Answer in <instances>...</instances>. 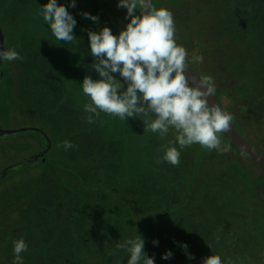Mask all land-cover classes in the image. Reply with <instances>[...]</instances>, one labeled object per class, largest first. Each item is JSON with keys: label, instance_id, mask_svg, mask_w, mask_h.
<instances>
[{"label": "trees", "instance_id": "obj_1", "mask_svg": "<svg viewBox=\"0 0 264 264\" xmlns=\"http://www.w3.org/2000/svg\"><path fill=\"white\" fill-rule=\"evenodd\" d=\"M7 1H9V6L7 8L10 11V14H8L9 16L7 17V10L0 8V15L5 13L3 16L5 19L3 25L0 26V30L2 29L6 39L10 40L13 36V33L16 31V28L19 27V23L21 24V22H18V15L15 12L16 7L15 4H13L14 0ZM117 2L118 0H76L77 30H75L74 34L78 33V38L76 37L77 39L66 45L62 41L57 42L54 39H51L50 44L56 45L58 49L62 50L61 54L58 56L63 57L70 55V57H72L70 58L69 64L73 71H76L77 73L71 72L63 75L61 73L55 72L56 61L54 59H56L57 54L53 55L55 50L46 48L45 43H43V38L46 36H39V34L43 32H47V34H49L48 32H50V30L40 15V12H36L34 6H28V11L26 12V15H24V17H26V25L24 24V27H26V49H24V45L22 46L20 43H16L14 46H9L14 47L21 57L23 56L26 58V74L35 75L36 77L48 75L49 78H53L56 75H59L60 77L68 76V79L66 80H55L61 85V87L58 89L62 95V99L61 103L54 107L47 108L54 112L53 116L48 114L47 116H51V118H54L56 121L55 130L56 133H58L57 138L61 137V139L63 138L64 141H71L73 147L77 146V142L87 143L90 145V147H92L89 150V153L84 156H80L78 154V150L74 149L73 147L67 151L60 147L58 150L49 153L45 157V163H43L42 158L38 162L26 164L27 170L42 167V169L46 171L48 175L53 174V189L57 191V194L62 196L64 204L68 207L69 213L75 212L69 219L70 225L65 227L59 234L61 236L58 238V240L63 239V245L65 246L60 248L59 244L57 245V242L55 243V241H50L48 249L44 247L38 249V241L34 238V236L39 226L36 225L30 227L27 225V223L28 220H30V217H32L34 223L38 224L41 221V219H39L41 214H36V206L34 207L31 205L30 211L29 206H27L26 226H24L25 232L23 230H16V232H13V237L15 238L24 237L23 239L25 240V234L29 237L28 241L25 240V242L28 244V251L26 252V256H24V261L26 264H45L43 262L37 263L34 261V258H41L43 256L54 257L55 255L60 258V264H66V262L69 264H77L78 257L76 258V254L78 255V253H80V249L78 248L74 250L72 247H70V240L73 242L76 238L79 240V242H83L82 244L84 247L93 249L91 253L93 257L97 256L99 258L98 259L96 257L99 264H113L110 260H107V255L105 252H102L104 246L102 240L103 236L110 232H115L116 235H119L125 239L134 237L137 235V233L140 234L145 240L144 251L149 257H153V250L155 246L153 245L152 241L162 240V242H166L168 247L171 248V245L169 246V244H174V242L168 241H173L172 239L176 238L174 229L177 227H182L178 236L182 237V243H186L189 250V244L192 240L190 230L191 210L197 205L198 208H200L199 211L201 212V205H203L205 201L204 195L208 193L214 196L213 204L215 209L218 211L216 212L217 215L220 213L215 217L213 223L209 221L210 226L214 225L215 233L219 231V226L222 227L224 234L216 233L222 238L220 241L226 242L229 240L228 235L230 228H237L239 233L242 232L241 234L244 235L242 240H244V242L246 241L247 243H249V237L252 233L256 232L258 234V232H261V238L262 234L264 233V217L258 216V213L261 211V209L259 210L258 206L256 205L253 206L251 202H246L247 198H256V190L260 184L259 177L253 176L252 171L249 168L245 169L240 161L224 160V164L220 165L214 172L216 175H208V178H202L200 173H202V171H204V169L207 167L208 155L212 150L210 151L207 148L201 147L199 145L198 148H191L192 161H180L179 165L175 167L164 162L163 160H160L156 165L158 169H156L155 163L153 162L152 164L150 160H147L145 170L148 173V181L143 182L146 191L144 190V187L139 186H137L135 189L134 185L130 183L132 179L130 175L132 172H128L131 167L135 166V164L131 165L129 163L134 159L129 161V155H123L124 148L126 147H124L123 142L127 141L128 139L126 133L127 127H113L108 114L103 112L100 113L98 118H96L94 127L92 124L87 123V121L77 124L75 126L76 129L72 127L69 130L60 124L61 120L60 114L58 116V111L61 104L66 102H74L76 103V106H78V110L83 111V104L88 101V97L83 94L80 84L82 83L84 73L87 71V69L91 68L92 64L90 63V60H88L90 58V50L88 49L87 44H85L88 40L86 30L99 31L103 27L107 26L112 30L114 35H118L121 31L118 22L122 17V8L121 10L120 8H117ZM11 7L13 8V12H11ZM151 7V9H153V3ZM83 12L97 16L98 22L94 24L92 21L84 19L81 15ZM17 35L21 36L23 34L18 33ZM47 38L49 37L47 36ZM23 51H26V55L23 54ZM37 54H39L38 56L40 57L49 55V58L51 59L49 60L50 62L47 63L46 60L38 61L40 59L39 57L38 60L36 57H32ZM23 57L21 60H19L22 65L24 64ZM41 70H44V72ZM76 78L79 79L78 82L75 81ZM3 80L5 79L3 78ZM12 80H14V78L11 77H9L8 80H5L6 86L9 85V82ZM32 80H34V78H32ZM55 81L51 83H55ZM17 89L20 94L21 104L22 101H24L26 104L27 97L28 100L32 101L31 104L33 106L34 102H36L35 94L27 92L20 85H18ZM213 91L216 94L215 90ZM7 99H9V96H7ZM218 99L221 102L219 97ZM54 101H47L48 105H51ZM24 111L23 114L26 113V108ZM1 112L0 119L10 120L11 111H7L8 116L6 115V118L1 117ZM31 114L36 115L38 119L40 116H42L41 114L37 113ZM232 123L234 125L233 121ZM90 126L93 128H90ZM89 129L93 130V134H90L92 136L91 139L88 138ZM32 135H34L35 138L26 139V141L30 142L29 144L35 143L37 138L40 137V135L37 133H32ZM218 136L221 140V145H228L234 149L236 156H242L254 166H256L252 161L241 154L228 141L222 132L219 133ZM13 137L18 136L14 135ZM74 137L76 141L72 140ZM14 139L17 140L16 138ZM249 142L253 143L251 141ZM60 143L62 142H59V144ZM161 143L162 142H160V144ZM28 145H26V148H20L17 147V144L11 142L9 147L14 152L20 153H26V150L28 153H32L38 147L36 144L30 145V147ZM130 146L131 145L129 144L128 148L126 149V154L129 152ZM166 147L167 146L160 145L159 152H164ZM261 149L263 150V146ZM146 151L149 152L150 147H148ZM60 154H62V156H60ZM204 162V166H206L202 170V168L200 169L199 166ZM88 165L90 167H88ZM123 166L126 167V171L122 170ZM70 177H72L74 180L69 181ZM261 180H264V178L262 177ZM46 181H51V178L47 177ZM111 182H113L112 185ZM102 183L110 184V188L117 189L122 195V198L120 201L115 202L116 206H113L114 209L117 210L116 212L107 211V209H98L96 212L98 215L95 216L94 222L91 220L95 226L94 230H92L91 226H89V223H87L90 222V218L87 213V207H83V203L79 202L78 195L82 194L84 189L88 190V188H95L101 186ZM250 183L252 185H250ZM108 191L114 190L110 189ZM246 195L248 196L247 198ZM20 199L24 202V205H26L29 200L28 196L26 198L25 196H22ZM152 206L159 208V231L157 234L151 229L154 228L152 225L154 221L151 222L148 215ZM39 209L41 213V210L43 209L40 206ZM235 209L238 212L234 211ZM85 210L86 213H84ZM239 211L246 212L248 219H245L244 214H241ZM27 215H30V217ZM207 223L208 220L199 219V225H208ZM73 224L76 226L74 233L72 232ZM249 226H251L250 228L252 231L248 230ZM14 229L17 228L14 227ZM202 232L206 233L207 228L199 230V237L205 235L202 234ZM90 235L94 236L93 239H91L90 242L84 241L86 240V236ZM171 237L172 239H170ZM68 238H70V240H67ZM159 238L161 239L159 240ZM262 240L264 242V238ZM250 243V249L254 250L253 245L255 244L253 240ZM256 251L259 253L260 251H263L260 245L256 247ZM249 253L250 255L247 253L246 254L248 256L255 255H251L252 252ZM246 254L243 256L248 257ZM225 255L231 257L233 256L232 253L230 255L225 253ZM260 257L264 258L263 254H261ZM127 258L128 257L126 254V259Z\"/></svg>", "mask_w": 264, "mask_h": 264}, {"label": "rangeland", "instance_id": "obj_2", "mask_svg": "<svg viewBox=\"0 0 264 264\" xmlns=\"http://www.w3.org/2000/svg\"><path fill=\"white\" fill-rule=\"evenodd\" d=\"M8 2L9 1L7 0H0V8L7 10V17L9 16L8 14H10V11L7 8L9 6ZM47 2L48 0H14L13 4H15L16 7L15 12L18 15V22H21V24L19 23V27L16 28V31L13 33L10 40L6 39L1 29L0 50L1 45L5 50H7L10 48V45L14 46L16 43H20L22 46L24 45L23 48L26 49V27H24V24L26 25V17H24V15H26V12L28 11V6H34L36 12H39L40 6H43ZM69 2L70 0H58V5L63 4L76 20V7L68 8L67 5ZM152 3L154 5L153 8H167L173 13L176 29L175 39L176 42L179 45H182L188 52L186 62L204 79L208 77L211 78V83H209V85L215 90L217 96L220 98L225 111L231 113L233 116L232 121L234 122V126L237 131L246 140L253 142L257 146H262L258 144L259 142L257 140L264 136V0H152L151 5ZM140 10L141 6H137L135 9L138 15L140 14ZM11 12H13L12 7ZM121 14L122 17L118 22L120 30H122L129 22L128 20H125L126 9L122 8ZM4 15L5 13L0 15V26L3 25L5 19L3 17ZM76 26L74 28V33L75 30H77ZM18 33H22L23 35L18 36ZM48 33L49 34H47V32H43L40 33L39 36H46L43 38V43H45L46 48L55 50L53 55L57 54L56 59H54L56 61L55 72L63 75L71 72L77 73L76 71H73L69 64L70 58L72 57H70V55L63 57L58 56L61 54L62 50L58 49L56 45L50 44L51 39H54L57 42L61 41L56 40L51 31ZM74 35L78 38V33ZM47 36L49 38H47ZM2 40L4 41L3 44ZM66 44L68 43H65V45ZM23 54L26 55V51H23ZM38 55L39 54L32 57H36L37 60L39 57L40 59L38 61L46 60L47 63L51 60L49 55H46L45 57H40ZM193 56H201L203 59L201 62H196L193 60ZM23 59V65L19 61H5L0 64V111H2V118H6L8 116L6 111L8 110L7 103L5 102L8 101L6 97L9 96L8 94L11 92V89L14 87L17 89L18 85H20L24 90H26L27 85H33L31 76H26V58L23 57ZM41 71L44 72V70ZM9 77L14 78V80L10 81L9 85L6 86L5 80H8ZM3 78L5 80H3ZM26 79H28L27 82ZM55 79L56 81L61 79L66 80L68 79V76H59L58 79ZM78 80V78L75 79L76 82H78ZM50 81H55L54 77L50 78ZM56 81L52 84L57 85L58 88H60L61 85ZM40 113L43 114L41 111ZM45 114L53 116L54 112L46 109ZM26 116L27 115L25 113L11 115L10 120L0 119V130H13L19 132L18 134H14L18 137H13L14 135L5 136L0 133V152L3 155H1V159L3 158V160L0 161V171L10 168L13 164H15L14 161L19 162L35 156V151L28 153L26 150V153H20L14 152L9 147V144L14 142L17 144V147L26 148V145L30 143L26 141V139L35 138L32 133L26 132V129H34V126L44 125V120H39L36 115L28 114V119ZM45 118L47 120L45 126L48 134L47 137L49 138V141L53 142L58 137V133H56L55 130L56 121L54 118H51V116H45ZM60 119H62V115H60ZM75 125V123H73V125L68 124L65 128L69 130L70 128L75 127ZM88 132V138L91 139L92 136L90 134H93V130L89 129ZM146 138V135H142L140 141H137L136 143L132 142L128 152L129 161L134 159L129 163L131 165L135 164L134 167H131L128 170V172H132L130 175L132 178L130 183L134 185L135 189L137 186L144 187L143 182L148 181V173L145 170L147 162L145 151L148 147L143 146ZM72 140H75V137ZM38 141L39 139L37 138L35 143H31L28 146L30 147V145L36 144ZM221 146L222 149L227 150H212L210 152L208 155L207 167L201 173L202 178H208V175H216L214 172L220 165L224 164V160H238L245 169L249 168L252 171L253 176L263 177L257 166H254L242 156H236L234 149L226 144ZM37 148H39V146ZM73 148L78 150V154L80 156H84L89 153V150L92 147H90L87 143L77 142V146ZM46 150L49 151V148ZM28 154H30V156ZM28 172L29 170H27L26 165H24L13 169L6 176V180L14 175L24 178L21 181L16 180V178L14 182L11 181L13 186L10 188L13 190L12 192L14 193L15 201L19 203L22 196H25V198L28 196L31 200L30 204L34 207L36 206V214L43 215L44 213H47L52 216V214H54L52 211L43 209V212L40 213L38 198L41 195V191L39 190L40 183L36 180V178L39 177L38 170L34 169L30 171L29 174H26ZM42 180V184L50 183L52 185L53 183L46 182L45 179ZM112 183L113 182H111V185ZM111 185L102 183L101 186L88 188V190L84 189L82 194L78 195L79 202L83 203V207H87V213L90 218L89 221L94 220L98 209H107V211L111 212L117 211L113 206H116V201L121 200L122 195L117 189L110 188ZM250 185L252 184L250 183ZM110 189L114 191H108ZM144 190L146 191L145 187ZM204 198L205 201L204 204L201 205V212L199 211L200 208L196 205L195 208L191 210L190 215L192 240L190 241V249L188 252L193 254L195 259L188 260L185 252L180 247L182 244V237H179L178 234L181 232L182 227H177L174 229L176 231H174L176 238L172 239L171 237L170 239L173 241H168L174 242V244H169V246L171 245V248L168 247L166 242H162V240H160L161 238H159V244L158 246H155L153 250L155 264H200L204 258L210 256L211 254L220 255L225 264H227L228 261H232L233 264H264V258L260 257L261 254L264 255V242L262 240L264 238V233L262 234V238L260 236L261 232H258V234L256 232L252 233L249 237V243H247L242 240L244 238V235L241 234L242 232L239 233L237 228H230L228 235L229 240L226 242L220 241L222 238L216 233L224 234L222 227L219 226V231L215 233L214 225H209V221L213 223L215 217L220 214L219 213L217 215L216 213L218 211L215 209L213 204L214 196L208 193L204 195ZM13 203L14 206L17 205L15 202ZM20 206L22 207L23 204H20ZM2 210L3 205H0V213H2ZM234 211H236V209ZM239 212L244 214L245 219H248L246 212ZM84 213H86V210ZM199 219L208 220V225H199ZM89 225H91V222H89ZM72 226V232L74 233L76 226L75 224ZM250 227L251 226H249L248 230L252 231ZM57 228V224L52 227L45 228V239H50V241L53 239V241H56L61 236L53 235L55 232H58ZM94 228L95 226L92 224L91 229L94 230ZM206 228L207 232H202V234L205 235L199 237V230ZM2 233L3 232L0 229V236H2ZM3 237L4 239H7L9 236ZM28 240L29 237L26 236V241ZM252 240L255 244L253 245L254 250L249 247ZM82 243L83 242H79L77 238L74 239L72 242V249L75 250L79 248L80 251H82V249L86 248ZM49 245L50 243H48V246ZM259 245L263 250L260 251V253L256 251V247ZM37 248L39 249V246H37ZM168 249L173 253L172 258L167 261L162 260L161 255ZM102 252L107 254V246H103ZM249 252H252L251 255H255L248 256L250 255ZM225 253H228L229 255L232 253L233 256H226ZM22 254L23 253H21V255ZM245 254L248 257L243 256ZM0 257L4 258L5 254L0 255ZM66 264L69 263L66 262Z\"/></svg>", "mask_w": 264, "mask_h": 264}, {"label": "clouds", "instance_id": "obj_3", "mask_svg": "<svg viewBox=\"0 0 264 264\" xmlns=\"http://www.w3.org/2000/svg\"><path fill=\"white\" fill-rule=\"evenodd\" d=\"M142 4L143 0H118L117 8L126 9L125 20L129 21L118 35L107 26L87 32L89 54L93 58L91 69L98 77L85 76L80 83L83 94L88 97L83 104V111L88 114L87 123H95L103 112L122 121L139 119L145 131L162 140L172 131L174 141H169L162 159L173 167L180 163L181 150L194 144L210 151H226L218 134L228 129L233 116L209 105L206 94L190 86L185 75L188 52L176 42L173 13L167 8H153L138 15L135 9ZM76 6V0H70L67 5L68 8ZM39 12L56 40L70 43L77 39L74 35L77 21L63 4L58 5V0H48L40 6ZM81 15L94 24L98 22V17L90 13ZM21 59L14 47L0 50V64ZM202 59L193 56L196 62ZM209 83L210 77L205 79V84ZM57 147L67 151L73 144L65 140ZM152 243L158 246L159 241ZM12 244V264H25L21 253L28 251V244L23 238ZM144 247L145 240L137 233L117 242L115 251L110 254L118 257V264L121 252L127 254V264H155V257H149ZM180 247L188 260L195 259L186 243ZM172 255V251L166 250L161 259L170 260ZM200 264L225 262L220 255L211 254Z\"/></svg>", "mask_w": 264, "mask_h": 264}, {"label": "crops", "instance_id": "obj_4", "mask_svg": "<svg viewBox=\"0 0 264 264\" xmlns=\"http://www.w3.org/2000/svg\"><path fill=\"white\" fill-rule=\"evenodd\" d=\"M89 30H86V33ZM88 38V36H87ZM87 47L89 49V41L87 40L86 43ZM90 50V49H89ZM90 55V54H89ZM90 60V63H93V58L90 56V58L88 59ZM91 76L93 79H97V74L90 68L87 69V71L84 73L82 81L84 79L85 76ZM26 76H31V79L34 78V80H32L33 85H27L26 86V91L29 93H34L35 94V101L33 106H32V101L28 100L26 97V104L24 101H20V94L18 92V89H16L15 87L11 89V92L8 94L9 95V99L7 102V108L8 110L6 111H11V115H17L22 113L24 109L26 108V118L28 119L29 116L28 114L31 113H37V114H41V112H43V114H41L42 116L39 117V120H44V125H37L34 126V129H26V132L29 133H37L38 135H40V137H38L39 141L38 143H36L37 146H39V148H36V150H34L36 153L34 154L35 156L31 157L34 158L38 155H41L44 153V160L45 157L52 152H55L56 150H58L57 145L59 144V142H63V138H57L55 141H49V138L47 137V131H46V123L47 120L45 118V116H47L45 114V110L49 107H54L57 104L61 103V99H62V95L60 94V92L58 91V87L56 85H53L50 81V78L48 77V75H42V76H38L36 77L35 75H30V74H26ZM118 77V74H117ZM55 78H59V75L54 76V80H56ZM119 78V77H118ZM28 81V79H26V82ZM54 82V81H52ZM122 82V81H121ZM57 89H56V88ZM6 88V86H5ZM51 89V90H50ZM54 94V96H53ZM1 95V94H0ZM19 95V96H18ZM54 97V98H52ZM57 97V98H56ZM7 98V97H6ZM56 98V100L54 101V99ZM49 100H53L54 102L51 105H48ZM37 103V104H36ZM78 106H76V103L74 102H66L64 104L60 105L59 111H58V116L59 114L62 115V119H60V124L62 126H66V125H73V123H75L76 125L79 123H84L87 117V113H85L84 111H79L78 110ZM39 110V112H38ZM33 111V112H32ZM1 112V111H0ZM85 114V115H84ZM87 114V115H86ZM110 121L112 122L113 127L117 128L120 126H125L127 127V141L123 142L124 143V152L123 155H129L128 153L126 154V149L128 148V145H132L133 143H136L137 141L141 140L142 135H146V139L144 142L145 147H150V151H146V157L147 160H150L151 163L153 164V162L155 163V168L158 169V167H156L157 163L160 160H163V153L164 152H159V147L161 146H168L169 141H174V135L172 133V131L169 132L168 136L165 139H160L158 137V135L156 134H152L149 133L147 131L144 130V124L141 120L139 119H132L129 118L128 120H120L118 117H113L111 115H108ZM57 118V117H56ZM75 125V126H76ZM92 126L94 127V123L92 124ZM92 126H90V128H93ZM74 129H76V127H73ZM0 131H13V130H0ZM7 136V135H5ZM47 139V140H45ZM259 143V145L263 146V150L261 149L262 146H257V145H253L255 147H257L263 154H264V136H262L261 138H259L257 140ZM263 141V142H262ZM160 142H162L160 144ZM121 143V141H120ZM61 144V143H60ZM195 147L198 148L199 144H194L191 147H186L185 149L181 150V156H180V161H187L190 162L192 161L191 158V148ZM49 148V151H47L46 149ZM1 151V149H0ZM59 154V152H58ZM1 152H0V161L3 160V158L1 159ZM30 156V154H28ZM3 156V155H2ZM60 156H62V154H60ZM186 156V157H185ZM30 159V158H29ZM25 160V159H24ZM200 161V160H199ZM18 161H14V163H16ZM43 163H45V161H43ZM201 164V163H200ZM205 162L203 164H201L199 166V168L202 170L204 169ZM88 167H90L88 165ZM8 169V168H7ZM6 169V170H7ZM38 170V175L39 177L36 178V180H39L40 183V188L39 190L41 191V195L38 198V204L39 206L44 209V210H48V211H52L54 212V214H52V216H50L47 213H44L43 215H40L41 221L38 224H35L34 221L32 220V217H30V215H27L30 217V220H28L27 225L32 227V226H39V228L36 230L35 232V236L34 238L38 241V246L39 248L44 247L46 249H48V243H50V239H45L46 235L44 234V229L47 227H52L53 225L57 224L58 226V232H55L53 235L57 236L61 233V231L70 225L69 219L71 217V215H73L75 212H70L68 211V207L64 204L63 198L61 195L57 194V191H55L52 187V185L43 183L42 184V179H47V177L51 178V181L48 182H53V174H47L46 171H44L42 169V167H38L35 168ZM199 169V170H200ZM206 169V168H205ZM204 169V170H205ZM4 171H0V173L2 174ZM34 169L29 170L28 173L29 174L30 171H32ZM121 170V169H120ZM122 170L126 171V167H122ZM8 174V173H7ZM3 176L0 179V205H3V210L2 213H0V229L2 230V236H0V255H4L5 257L2 258L0 257V263L2 264H12V260H13V244L12 242L14 240H19L21 239L20 237L15 238L13 237V232L17 231H21L24 230V226H26V210L28 209L27 206H29V211L31 210V200H28V205H24L23 201L21 200L19 203L17 201H15L14 199V193L12 192V187L13 183H11V181L14 182L15 178L18 181H21L22 179H24L23 177L20 176H12L11 178H9L8 180H6V176ZM201 174V173H200ZM14 177V178H13ZM68 179V178H67ZM262 177H259V186L256 190V198H247L248 194L246 195V202H251L253 206H258V209L261 211H259V215L258 216H262L264 217V180H261ZM74 179L72 177L69 178V181H73ZM47 182V181H46ZM15 202L17 205L14 206ZM257 203V204H255ZM20 204H23V206L21 207ZM27 207V208H26ZM43 212V210H41V213ZM98 215L97 213L95 214V216ZM151 222L154 221L152 223V225L154 226V228H151L152 230H154V232L157 234L159 229V208H155V206L151 207L148 213ZM13 218H11V217ZM95 219V218H94ZM24 222V223H23ZM91 222V221H90ZM94 222V220H93ZM86 223V222H85ZM89 223V222H87ZM92 222L91 225L92 226ZM21 226V227H20ZM14 227H16L17 229H14ZM151 230V231H152ZM25 234V233H24ZM3 236H9L7 239H4ZM159 236V235H156ZM94 236L90 235V236H86V240L84 241H91V239H93ZM97 237V236H96ZM24 238V237H22ZM25 240H26V234H25ZM67 240H70V238H68ZM103 243L105 246H107L108 252H107V260L111 261L113 264H118V257L116 255H111L110 253L115 251V244L117 242H123V240H125V238L116 235L115 232H110L108 234H105L103 236ZM53 241V239H52ZM57 242V245L59 244L60 248L64 247L65 245H63L64 240L60 239V240H56L55 243ZM97 242V241H96ZM44 244V245H43ZM96 245V244H95ZM92 246V245H91ZM70 247H72V241L70 240ZM92 250L89 247L88 248H84L82 249V251H80V253H78V255L76 254V258L78 257V261L77 264H99L98 260L96 259V257H93L92 255ZM72 251V250H71ZM25 254V255H24ZM23 258H25L24 256H26V252H24L22 254ZM264 257V255H263ZM98 258V257H97ZM99 259V258H98ZM60 258H58L56 255L54 257H49V256H43L41 258H34V261H36L37 263L43 262L45 264H60L61 261H59ZM126 254L124 252H121L119 255V264H127L126 261ZM126 261V263H125ZM25 262V261H24ZM26 264V262H25ZM75 264V263H74Z\"/></svg>", "mask_w": 264, "mask_h": 264}, {"label": "water", "instance_id": "obj_5", "mask_svg": "<svg viewBox=\"0 0 264 264\" xmlns=\"http://www.w3.org/2000/svg\"><path fill=\"white\" fill-rule=\"evenodd\" d=\"M151 2L152 0H143V4L141 6V12H148L151 10ZM1 33V30H0ZM2 40V44H3ZM3 49L1 45V50ZM185 75L187 79L189 80V83L193 87L200 88L207 97V101L209 105H214L222 110L225 111L224 107L222 106L221 102L219 101L218 97L214 93V91L209 92L208 89L211 88L209 84H205V79L197 72L195 71L187 62H186V69H185ZM1 135H14L18 134V131H0ZM222 133L225 135V137L228 139V141L246 158H248L250 161H252L258 169L261 171L263 177H264V155L263 153L255 147L253 144L248 142L235 128L232 122H230L229 127L227 130L222 131ZM44 158V153L41 155H38L34 158L25 159L22 161H19L15 164H13L10 168H8L5 172H3L0 175V179L5 176L7 173L11 172L13 169L21 167L26 164L38 162L40 159ZM43 161H45L43 159Z\"/></svg>", "mask_w": 264, "mask_h": 264}]
</instances>
